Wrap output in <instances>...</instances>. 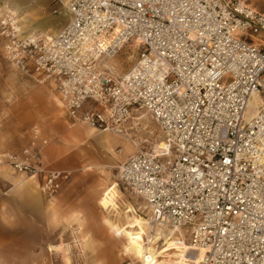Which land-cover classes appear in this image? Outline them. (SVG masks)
Segmentation results:
<instances>
[{
	"label": "built area",
	"instance_id": "obj_1",
	"mask_svg": "<svg viewBox=\"0 0 264 264\" xmlns=\"http://www.w3.org/2000/svg\"><path fill=\"white\" fill-rule=\"evenodd\" d=\"M59 2L70 19L51 36L26 35L17 11L0 8L5 57L51 84L75 122L123 130L141 110L156 120L169 150L137 149L118 179L145 201L159 244L167 233L182 238L196 256L191 264H264V102L246 118L251 98L264 97V12L244 0ZM129 28L141 50L116 76L103 63L125 46L128 37H119ZM0 164L42 175L48 197L70 176L48 168L33 145L0 152ZM68 245L69 264H86L81 240ZM52 264L66 263L53 252Z\"/></svg>",
	"mask_w": 264,
	"mask_h": 264
},
{
	"label": "crops",
	"instance_id": "obj_2",
	"mask_svg": "<svg viewBox=\"0 0 264 264\" xmlns=\"http://www.w3.org/2000/svg\"><path fill=\"white\" fill-rule=\"evenodd\" d=\"M29 8L18 13L26 35L36 34L42 27L37 25L41 18ZM52 93L56 95L57 91L51 84H40L10 63L0 45V152L37 146L48 168L76 174L62 183L55 197L48 198L41 189L42 175L28 176L0 164V264H52L50 250L54 249L58 250L55 255L69 264L74 258L68 244L76 237L81 240L88 264L86 243L70 219L80 205L73 198L77 174L98 169L111 176L131 155L126 159L114 155L123 151L115 145L126 138L123 134L73 121L62 103L63 112L58 110ZM118 182L121 190H127ZM111 187L104 188L99 202L104 193L116 190Z\"/></svg>",
	"mask_w": 264,
	"mask_h": 264
},
{
	"label": "rangeland",
	"instance_id": "obj_3",
	"mask_svg": "<svg viewBox=\"0 0 264 264\" xmlns=\"http://www.w3.org/2000/svg\"><path fill=\"white\" fill-rule=\"evenodd\" d=\"M249 4L264 12V0H250ZM20 5L26 6V9H21V11L18 9ZM1 6L11 8L17 13L21 12V14L23 11L29 10L31 6L35 14L41 18L37 25L42 27L36 30V34L54 35L70 19L68 9L59 0H0V8ZM121 50L115 57L105 59L103 63V66L110 68L116 76L122 75L131 67L138 57L141 47L137 43H131L127 48L123 47ZM25 79L28 78L25 77ZM51 95L58 110L63 112L58 95L54 93ZM261 103V101L258 102L256 107L253 102L250 103L248 115L253 116L255 113H250V109L257 110ZM132 116L134 118H130L125 123L123 130H115L127 137V139L122 138L119 142H115L116 147L123 148L121 153H113L119 158L126 159L137 149L153 146L160 139H164L162 130L151 115L141 110ZM75 175L72 173L69 179ZM77 176L73 198L79 200L80 205L73 211L70 219L73 226L79 229V233L86 243L88 264H147L151 256L154 258L148 264H187L183 248L174 252L163 251L168 243L188 244L182 238L176 237L175 234H166L163 244L154 241L144 247V235H149L145 202L131 192L123 188L120 189L118 171L111 176H106L98 169H90L78 173ZM109 187L116 189L119 194L114 209L112 207L106 209L99 202L104 188L107 190ZM56 195L57 193L53 197ZM111 219L116 222V230L109 224ZM188 229V227H184L183 232L187 234ZM139 247L143 248V252L137 251Z\"/></svg>",
	"mask_w": 264,
	"mask_h": 264
},
{
	"label": "bare ground",
	"instance_id": "obj_4",
	"mask_svg": "<svg viewBox=\"0 0 264 264\" xmlns=\"http://www.w3.org/2000/svg\"><path fill=\"white\" fill-rule=\"evenodd\" d=\"M26 34V33H25ZM113 58V57H112ZM264 102V97H262V96H260L259 94H255L254 95V97H252L251 98V100H250V102H249V105H248V109H249V106H250V103H252L253 102V104L255 105V107H256V104H258V102ZM261 103V104H262ZM260 104V105H261ZM259 108L260 107H258L257 108V110H255V111H253L252 109H250V113H255L253 116H255L256 114H257V112H258V110H259ZM249 113V114H250ZM252 115H248V110H247V113H246V118L247 119H249V118H251V117H253ZM142 117V116H141ZM140 118V117H139ZM138 119V118H137ZM95 129V128H94ZM103 131H106V130H103ZM117 131H121V130H117ZM106 133V132H105ZM121 134V133H120ZM127 138V137H126ZM130 139V138H129ZM130 141V140H129ZM160 142L161 143H164V139L162 140V139H160ZM135 143H137V142H135ZM113 151H115V150H112V152ZM118 197H119V194H118V192L116 191V190H109V191H107L106 193H104V195L101 197V200H100V204L103 206V207H105L106 209H108V208H110V207H112L113 209L115 208V205H114V203H115V201L118 199ZM105 205H107V206H105ZM145 205H146V203H145ZM111 210V209H110ZM134 220V219H133ZM111 226L112 227H115L116 226V223L115 222H113V221H111ZM160 234H162V233H160ZM160 234H155V236H153V237H151V235L149 234V235H147L148 236V239H149V242L148 241H146V238H145V235H144V240H143V245H144V247L146 246V245H148L150 242H154V241H157V243H159V236H160ZM168 234V233H167ZM170 234V233H169ZM172 236V235H171ZM173 238V237H172ZM156 242H155V244H157ZM154 244V243H153ZM183 248V250H184V255H185V259H186V261H187V264H191V260L192 259H194V258H196V256H193L192 254H190V252H189V249H190V247H189V245L187 244V245H185L184 243H182V242H172V243H168V244H166L165 245V248L163 249V251L164 252H169V251H171V252H174V251H177V250H180V249H182ZM139 253H141V252H143V248L142 247H139L138 248V250H137ZM136 252H135V256H136ZM153 255V254H152ZM154 257H150L149 259H148V261H147V264H148V262L149 261H152V259H153ZM167 264H169V263H167Z\"/></svg>",
	"mask_w": 264,
	"mask_h": 264
},
{
	"label": "snow or ice",
	"instance_id": "obj_5",
	"mask_svg": "<svg viewBox=\"0 0 264 264\" xmlns=\"http://www.w3.org/2000/svg\"><path fill=\"white\" fill-rule=\"evenodd\" d=\"M249 2H250V0H244V3H245L246 6L248 5ZM129 31H131L130 28L125 30V32L119 37V39H124L125 36L128 37L127 42H126V44L124 46L125 48H127V46L132 43V38H131V36L128 35ZM0 39H8V38L7 37H0ZM119 39L116 41L117 43L119 42ZM182 39L183 40H187L188 39L186 34H182ZM196 42H198V39L196 40ZM188 43H189V45H191V43H193V41L188 40ZM175 48H176V45L173 44V49H175ZM162 58L167 59V57H162ZM194 71H195V69H194ZM185 87L188 88L189 85H185ZM90 99H91L90 95L85 97V99L81 101V108H84V106L89 102ZM98 103L99 102H97V104ZM81 119L82 120L84 119L83 115H81ZM167 139H168V137H164V143H161L160 141H157L155 145L150 146L152 148V151L153 152H156V151L166 152V151H168L169 150V145L167 144ZM178 148H179V145L171 146V150L172 151H177ZM117 151H119V149H117ZM192 172L193 173L196 172V168L194 166L192 167ZM105 206H107V205H105ZM138 239H141V237H138ZM50 251H53L54 253H56L54 250H50Z\"/></svg>",
	"mask_w": 264,
	"mask_h": 264
}]
</instances>
